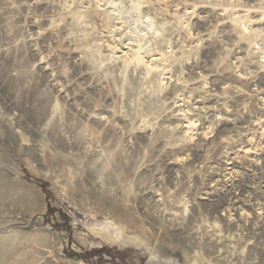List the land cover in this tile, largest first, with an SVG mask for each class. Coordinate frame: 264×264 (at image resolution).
<instances>
[{
	"label": "rangeland",
	"instance_id": "rangeland-1",
	"mask_svg": "<svg viewBox=\"0 0 264 264\" xmlns=\"http://www.w3.org/2000/svg\"><path fill=\"white\" fill-rule=\"evenodd\" d=\"M0 264H264V0H0Z\"/></svg>",
	"mask_w": 264,
	"mask_h": 264
},
{
	"label": "bare ground",
	"instance_id": "bare-ground-1",
	"mask_svg": "<svg viewBox=\"0 0 264 264\" xmlns=\"http://www.w3.org/2000/svg\"><path fill=\"white\" fill-rule=\"evenodd\" d=\"M101 232H102V231H101ZM105 233H106V232H105ZM105 233H104V234H105ZM102 234H103V232H102ZM107 235H108V234H107ZM107 235H106V237H107ZM103 236H104V235H103ZM111 238H112V237H111ZM111 238H109V239H111ZM106 240H107V239H106ZM109 241H110V240H109Z\"/></svg>",
	"mask_w": 264,
	"mask_h": 264
}]
</instances>
